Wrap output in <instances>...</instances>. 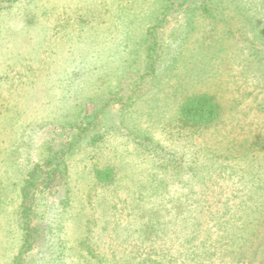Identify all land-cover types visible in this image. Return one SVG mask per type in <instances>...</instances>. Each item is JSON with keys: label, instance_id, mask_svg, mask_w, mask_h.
<instances>
[{"label": "rangeland", "instance_id": "obj_1", "mask_svg": "<svg viewBox=\"0 0 264 264\" xmlns=\"http://www.w3.org/2000/svg\"><path fill=\"white\" fill-rule=\"evenodd\" d=\"M206 1L0 0V264L21 249L26 174L69 147L84 105L100 139L77 137L64 153L67 176L36 193V242L19 264L191 262L180 238L170 240L180 222L166 238L126 236L138 198L160 184L153 198L173 202L168 221L201 222L194 245L215 254L200 262L264 264V0ZM202 3L218 19L201 14ZM197 94L219 117L183 127L179 104ZM104 167L115 173L110 186L94 180ZM233 234L243 246L227 254Z\"/></svg>", "mask_w": 264, "mask_h": 264}, {"label": "trees", "instance_id": "obj_2", "mask_svg": "<svg viewBox=\"0 0 264 264\" xmlns=\"http://www.w3.org/2000/svg\"><path fill=\"white\" fill-rule=\"evenodd\" d=\"M205 3H209L206 0ZM202 3L201 5V14H205L209 17H212L213 19H218L217 17V10H214V8H210L207 4ZM210 3H213V1L210 0ZM204 15V16H205ZM153 27L147 29V35L148 39L144 40L145 46V57H146V67L150 70L148 73L153 72V66H154V57L153 53L155 52L158 42H156L154 38V32H153ZM264 48V46H263ZM148 74L142 75L140 78L143 79L147 76ZM112 100V99H111ZM88 109L86 105L79 111L77 122H79V131L77 134H72L71 138L73 139V142L71 144H62V150L59 149V154L58 152L56 153H51L49 154L48 158H44L43 162L45 161V164H35L33 166V169H31L27 174L26 178L24 179V185L22 186V189L20 191L21 194V228H22V243H21V249L15 258L14 264H19L21 261V256L29 251L33 244L36 242V234H35V229L31 227L30 224V214L33 211V202L35 200V195L38 192H43L44 190H50L53 187H55V183L58 181V179H63L65 176H67V167L65 165V159H64V153L68 149L73 148V144L76 143L77 137H90V142L91 143H96L100 139L97 135V132L95 133H89V131L96 130L95 126V119L97 118V113L96 115L94 114L93 120H88L91 114H88ZM99 115V114H98ZM219 117V109L218 105L212 101V99L205 95V94H197V95H191L182 100V102L179 104L178 107V117L177 121L179 124L183 127L187 128H206L207 126L211 125L218 119ZM90 134V135H89ZM102 136V135H101ZM49 147L48 149L51 148V143L48 144ZM59 155V156H58ZM42 160V158H41ZM47 166L46 169L43 168V166ZM60 167L62 170H60ZM94 180L96 181L97 184L101 186H110L116 181L115 178V173L114 170L110 167H104L102 169H98L94 171ZM39 185L42 186V190L38 191ZM65 185V183H64ZM163 194L165 191V186L163 185H158V187L155 188L154 191H152V194L149 196H141L137 200V208L139 210V213L137 216L134 217L133 220H131L132 225L134 228L131 227V224L125 225L124 227L126 229H131L129 230L128 233H126V236L128 238H141V239H146L149 240L153 237H161L166 238L168 236L167 230L168 228H176L179 227L178 223L180 222L181 225L184 227L182 228L184 230H180L182 234L180 236H177V233L174 236H170V240L175 239L176 237H179L180 243L178 242V245L181 248H184L187 252L184 254V259L185 262L190 260L191 262H186L187 264H203V262H200L199 258H207L208 259L212 258L215 254V252L209 250H205L202 245H194V240L199 236L197 234V228L199 225L201 226V222H197L196 224H192V229L190 230V223L191 221L193 222V219L191 221L185 218H180L179 215L176 217L170 219L169 221L167 220L170 217V214L172 212V207H173V202H170V205H167L163 203L160 198H157L156 200L153 198L156 196L158 193ZM62 193V198L61 200L59 199V203L61 205H66L68 204V196L66 194L68 193V190L63 189L61 191ZM153 195V196H152ZM161 196V195H160ZM65 200V202H64ZM178 219V220H177ZM141 220H143L141 222ZM135 221V223H134ZM178 222V223H177ZM166 225V226H164ZM136 227V228H135ZM196 227V228H195ZM199 230V228H198ZM192 231L194 232L193 235H191ZM134 237H133V235ZM41 236H39L40 238ZM42 238V237H41ZM243 241L244 237L242 235H239L238 237L236 234H233L232 238L230 239L231 244L234 245L236 243V247L231 248L232 246L227 245V254H238L240 251L241 247L243 246L242 243H238L237 241ZM177 241V240H176ZM211 246V245H210ZM209 246V247H210ZM86 255L88 256L89 253L86 252ZM202 255V256H201ZM87 256H82V258H86ZM127 257V256H126ZM162 257V256H161ZM235 258V257H234ZM54 258V260L57 264L60 263ZM163 259H166L165 256L163 258H155L152 260V264H163L160 262ZM169 260V259H167ZM206 259H204L205 261ZM192 261H194L192 263ZM132 262L128 263H123V264H135ZM48 263V261H47ZM117 263V262H115ZM119 263V262H118ZM81 264H88L87 262H81Z\"/></svg>", "mask_w": 264, "mask_h": 264}]
</instances>
